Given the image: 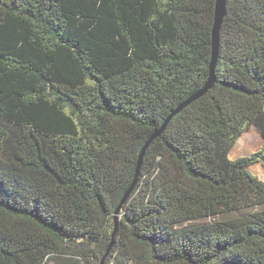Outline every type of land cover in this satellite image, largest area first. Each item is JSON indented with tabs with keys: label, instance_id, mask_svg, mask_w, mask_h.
Wrapping results in <instances>:
<instances>
[{
	"label": "trees",
	"instance_id": "trees-1",
	"mask_svg": "<svg viewBox=\"0 0 264 264\" xmlns=\"http://www.w3.org/2000/svg\"><path fill=\"white\" fill-rule=\"evenodd\" d=\"M0 0V264H264V0ZM112 244V245H110Z\"/></svg>",
	"mask_w": 264,
	"mask_h": 264
},
{
	"label": "water",
	"instance_id": "water-1",
	"mask_svg": "<svg viewBox=\"0 0 264 264\" xmlns=\"http://www.w3.org/2000/svg\"><path fill=\"white\" fill-rule=\"evenodd\" d=\"M226 2H227V0H216V2H215L214 22H213V27H212V30H211V61H210V65H209V78H208L205 86L203 87V89L201 91H199L196 95L192 96L189 100L184 102L182 105H180L174 112H172L169 115V117L165 120V122L163 123L161 128L159 130L155 131L152 134L151 138L144 145V147H143V149H142V151H141V153L139 155L134 181L131 184L130 188L124 194L119 206L117 207V209L114 212V218H113L114 230H113L111 243H112L114 235L116 233L117 221H118L117 215L122 211L126 200L128 199L130 193L132 192V190H133V188L135 186L136 179H137V176L139 174L141 161H142L143 154H144L145 150L147 149V147L150 145V143L152 141H154L156 138L160 137V135L162 134V132L166 128L168 122L170 121V119L174 115H176L178 112H180L184 107L189 105L194 100H196L199 97L203 96L212 87V85L214 83V71H215V66H216L218 52H219V30H220V26H221V23L223 21V18L225 16ZM110 245H112V244H110ZM105 256H103V258L101 259L100 264L103 263V261L105 259Z\"/></svg>",
	"mask_w": 264,
	"mask_h": 264
},
{
	"label": "rangeland",
	"instance_id": "rangeland-1",
	"mask_svg": "<svg viewBox=\"0 0 264 264\" xmlns=\"http://www.w3.org/2000/svg\"><path fill=\"white\" fill-rule=\"evenodd\" d=\"M263 143L264 141L258 133L254 129H250L240 137L231 151L230 158L236 159L243 156H249L258 151ZM250 171L264 181V170L259 165L252 166Z\"/></svg>",
	"mask_w": 264,
	"mask_h": 264
}]
</instances>
